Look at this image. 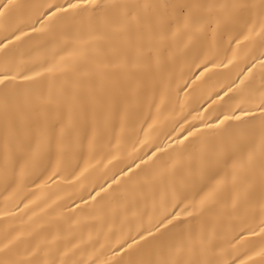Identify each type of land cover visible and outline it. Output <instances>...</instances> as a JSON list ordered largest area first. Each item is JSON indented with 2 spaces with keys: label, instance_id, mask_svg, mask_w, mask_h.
Wrapping results in <instances>:
<instances>
[{
  "label": "bare ground",
  "instance_id": "obj_1",
  "mask_svg": "<svg viewBox=\"0 0 264 264\" xmlns=\"http://www.w3.org/2000/svg\"><path fill=\"white\" fill-rule=\"evenodd\" d=\"M68 2L0 0V264H264V0Z\"/></svg>",
  "mask_w": 264,
  "mask_h": 264
},
{
  "label": "snow or ice",
  "instance_id": "obj_2",
  "mask_svg": "<svg viewBox=\"0 0 264 264\" xmlns=\"http://www.w3.org/2000/svg\"><path fill=\"white\" fill-rule=\"evenodd\" d=\"M84 2H85V0H77L76 3H73L72 0H69L67 6L57 5V6H55V11L52 12V14L49 18L51 19L52 17L56 16L57 13L67 12L69 10H75V9L81 8V6L84 4ZM87 2L94 4L95 0H87ZM52 7H53L52 5H49V8H52ZM0 15H3L2 10H0ZM16 39H20V37L17 36ZM38 74L39 73H37V75ZM16 78L17 77H10L8 75H5L3 77H0V84H4L5 80L16 79ZM24 78L25 79H31L32 77L25 76ZM260 108H261V111L264 112V102L261 103ZM233 119L239 120V117L233 116V115H224L223 120L220 121V124H224L225 121L233 120ZM261 120H262V124H264V116L261 117ZM189 135H192V133L189 132ZM168 222L170 223L171 221L169 220ZM161 226L166 227V224L164 221L159 222V224L157 226V230H159V227H161ZM260 227H261V231L264 232V222L261 223ZM149 234L151 235V230H149Z\"/></svg>",
  "mask_w": 264,
  "mask_h": 264
}]
</instances>
